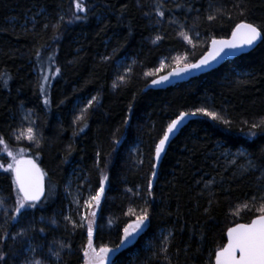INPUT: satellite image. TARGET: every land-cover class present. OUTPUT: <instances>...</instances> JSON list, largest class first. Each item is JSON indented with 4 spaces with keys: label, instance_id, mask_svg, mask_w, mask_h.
I'll list each match as a JSON object with an SVG mask.
<instances>
[{
    "label": "trees",
    "instance_id": "obj_1",
    "mask_svg": "<svg viewBox=\"0 0 264 264\" xmlns=\"http://www.w3.org/2000/svg\"><path fill=\"white\" fill-rule=\"evenodd\" d=\"M81 2L87 11L68 23L75 0H0V74L10 77L7 87L0 79V197H9L10 215L17 192L13 173L3 170L12 163L8 152L33 159L45 174L37 207L5 225L11 234L28 229L15 241H2L15 252L7 264L42 259L36 253L56 248L53 240L71 247L58 261L47 255L49 261L83 264L89 240L81 204L105 176L92 211L93 247L116 248L126 223L147 208V226L114 257L116 264H213L228 228L260 215L264 128L250 125L264 120V42L186 82L156 89L150 83L176 67L177 57L181 66L196 62L211 40L228 38L239 23L264 27V0ZM161 4L163 17L157 14ZM59 16L64 22L54 31ZM198 108L221 119L191 115L155 170V146L169 123ZM21 109L35 121L31 141ZM81 109L83 118L76 120ZM248 161L254 167L244 171ZM73 189L80 192L77 207Z\"/></svg>",
    "mask_w": 264,
    "mask_h": 264
},
{
    "label": "snow or ice",
    "instance_id": "obj_2",
    "mask_svg": "<svg viewBox=\"0 0 264 264\" xmlns=\"http://www.w3.org/2000/svg\"><path fill=\"white\" fill-rule=\"evenodd\" d=\"M162 4L157 7V14L161 17L164 16V12L160 10ZM75 9L73 12L72 18L68 20V23L73 22V20L82 19L81 16L77 15V12H85L87 9L81 0H75ZM214 16H209L208 19H214ZM62 22H64V17L59 16L56 23L52 24L51 27L54 31H58ZM174 22V21H173ZM44 27H49L48 24H45ZM188 39L187 36L184 37ZM157 39H160L158 36ZM191 42V41H189ZM257 42H264V27H257L252 23H239L235 26V30L232 32V39L230 40H216L211 41V50H209L205 55H203L195 63H185L181 66L180 58L177 57V66L176 68L168 75L163 76L158 80H153L154 85H162L169 82L170 77H181L184 74H189L192 71H202L204 68L210 67L213 62H218L220 59H223L225 55H228L229 51L235 50L238 48H243L245 46L255 47ZM39 56V51H37ZM52 59V57H49ZM104 60L109 59V57H103ZM55 71L58 73L59 68H56ZM0 79H3L4 86L7 87L8 79L0 74ZM48 77L44 76L43 80L48 81ZM117 80L123 81L124 77L122 75L117 76ZM117 86L116 81L113 82V88ZM41 91H44L43 86H41ZM96 100V97H92L87 102V106L91 107L93 101ZM48 101L45 100V104ZM86 109H81V116L76 117V120L83 118V112ZM197 113L203 114L204 116L211 117L212 120H219L221 117L214 111H207L204 108H198L195 112L192 113H180L179 116L172 120L167 127V132L162 139L159 140L158 144L155 146V158L159 160L161 153L164 151V146L169 140V135L173 134L178 126L183 122V120L188 116H195ZM75 122V120H74ZM224 123H228L224 121ZM250 127L252 129L264 128V120H261L259 124L253 122ZM83 129H81L82 131ZM34 130L32 127L27 128V139H34ZM252 136H255V132H251ZM4 141L0 139V144H3ZM37 147H39V141H36ZM22 151V150H21ZM8 155L12 157V163H9L6 168L3 170L5 172L11 171L14 174V182L16 185L17 199L14 201V207L12 208L13 215H10L7 211L8 204L7 200L9 197H0V208L5 209L3 215L6 217L4 225H0V230H2L3 235L0 236V264H7L6 256L11 253L15 255V252L11 250V247L2 241L6 237H11L13 241L16 240L18 236H23L27 233V228H21L20 231L15 234L9 233L5 225L9 224V221L18 220L19 218L25 215V210L30 208H36L38 202L41 201V197L45 194L44 186V174L41 172L39 166L33 160H25L22 157L18 158L13 155L12 152H8ZM235 163V161H233ZM155 167V165H153ZM254 167L252 161H248L247 167L244 168V171H248L250 168ZM0 168H3V165H0ZM152 176L155 177L156 173L153 172ZM108 179L105 176L101 182L98 191L94 195L89 196L84 200V206L87 208H92L94 205L99 206L101 197L104 194V181ZM149 190L152 187L151 181H149ZM149 194H151L149 192ZM257 197L253 196V201ZM261 200L260 206L257 211L260 213L256 218L252 219L250 223H237L235 227H230L227 230V244L219 248L215 252V264H264V195H261L259 198ZM92 216H95L96 213L92 212ZM43 219V218H42ZM64 219L72 224V227L75 228L78 225L75 221H72L70 217H64ZM149 220V213L147 208L141 210L139 215H136L135 219L131 222L126 223L123 227V236L120 239L119 245L116 248H110L106 246H101L98 250L93 247L92 236L93 229L91 222L88 225V246L87 249L83 251V258L85 264H116L114 259L120 251L125 248L127 245L131 244L140 234V232L147 226L146 222ZM49 223L56 224L57 220L51 218ZM31 223L29 224V228ZM40 232H44V228L39 229ZM167 240V237H165ZM53 244L57 245L56 248L51 246L47 247V252H37V255L42 256V259H26L24 264H53L52 261L47 259V255H51L56 258V260L61 259V251L65 248H70L71 246L66 244L63 241H52ZM39 247V246H37ZM7 248L8 252H5L3 249ZM33 252H36V248H32ZM161 251H166V249H161ZM111 254V256H110Z\"/></svg>",
    "mask_w": 264,
    "mask_h": 264
},
{
    "label": "water",
    "instance_id": "obj_3",
    "mask_svg": "<svg viewBox=\"0 0 264 264\" xmlns=\"http://www.w3.org/2000/svg\"><path fill=\"white\" fill-rule=\"evenodd\" d=\"M235 30V28L233 29V31ZM232 31V32H233ZM230 39H232V33H231V35L228 37V38H226V39H216V40H230ZM212 41V40H211ZM211 41L209 42V45H208V49H207V51L204 53V55L209 51V50H211ZM259 44V42H257V44H256V46ZM255 46V47H256ZM255 47H248V46H245V47H243V48H238V49H235V50H231V51H229V53H228V55H225L224 57H223V59H220L218 62H213L212 64H211V66L210 67H207V68H204L202 71H192L191 73H189V74H184V75H182L181 77H170V79H169V82H167V83H164V84H162V85H159V86H157V85H154L152 82L150 83V87L151 88H167V87H170V86H173V85H176V84H180V83H183V82H186V81H188V80H190V79H193V78H196V77H198V76H200V75H204V74H206V73H208V72H211V71H213V70H215V69H217V68H219L220 66H222L223 64H225L226 62H228V61H231V60H233V59H235V58H237V57H239V56H241V55H244V54H247V53H249L250 51H252ZM202 57V56H201ZM200 57V58H201ZM199 58V59H200ZM198 59V60H199ZM197 60V61H198ZM196 61V62H197ZM195 63V62H194ZM176 67H174V68H172V69H170L169 71H167L166 73H164V74H162V75H160V76H158L157 78H155L154 80H158V79H160L161 77H163V76H168L174 69H175ZM177 118V117H176ZM175 118V119H176ZM191 120V115H188L184 120H183V122L178 126V128H177V130L173 133V134H170L169 135V140L166 142V144H165V146H164V151L161 153V157H160V159L159 160H156V158H155V153H154V165H155V167H154V169L155 170H157L158 169V167H159V165H160V163H161V161H162V159H163V157H164V155H165V153H166V150H167V148H168V146H169V144L172 142V140L179 134V132L188 124V122ZM171 123V122H170ZM169 123V124H170ZM168 127V126H167ZM167 132V128H166V130H165V132H164V135H165V133ZM163 135V136H164ZM163 136H162V138H163ZM161 138V139H162ZM158 144V143H157ZM23 159H25V160H33V159H31V158H29V157H22ZM34 161V160H33ZM35 162V161H34ZM36 163V162H35ZM37 164V163H36ZM38 165V164H37ZM39 166V165H38ZM39 168H40V170H41V172L43 173V171H42V169H41V167L39 166ZM44 174V173H43ZM13 179H14V174H13ZM16 186V185H15ZM44 186H45V174H44ZM43 198V196L41 197V199ZM256 218V217H255ZM254 219V218H253ZM251 222V221H250ZM249 222V223H250ZM232 227H235V225L234 226H232ZM225 238H226V242H225V244L224 245H226L227 244V231H226V234H225ZM110 256H111V254H110ZM83 264H85V262L83 263ZM106 264H108V262L106 261ZM213 264H215V256H214V260H213Z\"/></svg>",
    "mask_w": 264,
    "mask_h": 264
},
{
    "label": "rangeland",
    "instance_id": "obj_4",
    "mask_svg": "<svg viewBox=\"0 0 264 264\" xmlns=\"http://www.w3.org/2000/svg\"><path fill=\"white\" fill-rule=\"evenodd\" d=\"M122 65H124L123 62H121L119 64V66L121 67ZM21 112V118H22V121L24 122V124L27 126V127H32L34 128L35 126V121H34V118L31 114V112L29 111H26L24 109H21L20 110ZM70 196H71V199H72V203L75 207H77V205L79 204V201L81 199L80 197V192L79 191H76L75 189H73L72 193H70ZM87 198H85L84 200H86ZM84 200H83V203L81 204V207L83 209V212H82V220H84L85 224L88 226L90 222H93V216L91 215L92 211L94 210V206L92 208H87L84 206ZM82 201V200H81Z\"/></svg>",
    "mask_w": 264,
    "mask_h": 264
}]
</instances>
